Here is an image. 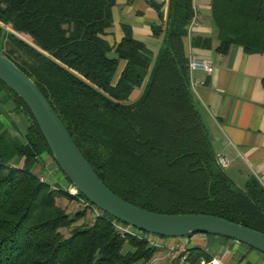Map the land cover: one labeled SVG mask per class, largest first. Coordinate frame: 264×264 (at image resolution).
Returning <instances> with one entry per match:
<instances>
[{
  "label": "trees",
  "instance_id": "1",
  "mask_svg": "<svg viewBox=\"0 0 264 264\" xmlns=\"http://www.w3.org/2000/svg\"><path fill=\"white\" fill-rule=\"evenodd\" d=\"M114 3L0 0V50L42 91L114 194L149 211L211 214L264 233V187L254 176L240 185L217 164L192 100L182 44L194 12L192 0H170L162 44L154 55L133 37L128 24H122L115 46L106 42ZM210 8L219 53L233 44L246 53H264V0H210ZM6 25L11 31L4 49ZM152 32L160 35L162 27L153 25ZM206 40L195 36L192 44L206 46ZM111 50L115 57L109 56ZM119 60L124 65L117 75ZM0 84L29 119L28 148L0 136V264L149 261L159 248L149 244L143 231L132 227L131 233L119 232L113 223L120 221L102 211L75 224L88 206L70 216L58 204L62 197L78 203L86 199L68 191L65 176L67 188L51 187L32 171L34 161L43 155L52 158L51 152L27 106ZM139 87V96L130 100ZM15 156L24 157L21 166L11 163ZM63 228L69 229L67 235ZM212 259L204 248L192 245L165 264Z\"/></svg>",
  "mask_w": 264,
  "mask_h": 264
},
{
  "label": "crops",
  "instance_id": "2",
  "mask_svg": "<svg viewBox=\"0 0 264 264\" xmlns=\"http://www.w3.org/2000/svg\"><path fill=\"white\" fill-rule=\"evenodd\" d=\"M192 6L198 21L193 26H186L182 36L184 55L186 58L195 55L212 65L209 73L192 72L191 78L199 80L194 83L189 78L193 103L214 154L226 160L222 167L226 173L240 185L254 176L264 187V53H246L236 44L226 53H219L210 0H192ZM169 13L170 0H115L111 8L112 24L103 38L110 46H115L123 35L122 24H128L133 37L142 41L154 55L162 44ZM153 25L162 27L160 35L153 34ZM195 36L207 38L202 42L207 45L194 46L192 39ZM108 54L116 56L113 50ZM123 65L124 61L119 60L117 75ZM141 90L142 87L135 88L129 99L137 98ZM28 126V117L0 84V136L8 143L28 148L25 138ZM42 160H37L31 167L37 175L57 168L53 160L46 164ZM23 161L24 157L11 159V163L18 166ZM159 242L182 247L200 246L222 264H264L263 253L252 254L255 249L218 235L195 233L190 237L159 239Z\"/></svg>",
  "mask_w": 264,
  "mask_h": 264
},
{
  "label": "water",
  "instance_id": "3",
  "mask_svg": "<svg viewBox=\"0 0 264 264\" xmlns=\"http://www.w3.org/2000/svg\"><path fill=\"white\" fill-rule=\"evenodd\" d=\"M0 81L27 106L54 162L71 186L100 211L149 234L167 238H179L192 233L218 235L264 254V233L256 229L211 214L153 212L117 196L90 166L42 91L2 50ZM216 162L219 165L217 159Z\"/></svg>",
  "mask_w": 264,
  "mask_h": 264
},
{
  "label": "built area",
  "instance_id": "4",
  "mask_svg": "<svg viewBox=\"0 0 264 264\" xmlns=\"http://www.w3.org/2000/svg\"><path fill=\"white\" fill-rule=\"evenodd\" d=\"M197 19H198L197 14L195 12H193L192 17L189 20L188 26L190 27V26L197 24V21H198ZM187 69H188V76H189L190 80H192L195 83V82H199V80L191 78L192 72L195 70H201V71L209 73L212 71V65L210 64V62H208L205 59L199 58L195 55H189L187 58ZM216 159H217V161L221 167H224L226 165V160L223 157L216 156ZM68 191L71 194H75L77 192L75 190V188L72 186H70V189H68ZM82 205L88 206L87 209L91 213L90 214L91 220H93L95 218V216L98 215V213H99L98 211H100L98 208H96L94 205H92L87 200L82 201ZM113 226L117 231L122 232V233L123 232L131 233V231H132V229H131L132 226H129V225L124 224L122 222H114ZM144 233H146V232H144ZM145 237L147 238L150 245L157 247L159 249H158L157 253L149 261H147L143 264H157V263H155V261H156L158 253L161 251L162 248L167 249V253H166L167 259L166 260H171L177 256L178 252L184 251V248L183 247L180 248V246H178L177 244H173V246H168L166 244L159 243L157 237L153 234L146 233ZM211 262H212V264H218L217 261H215V259H212ZM200 264H204V262L201 261Z\"/></svg>",
  "mask_w": 264,
  "mask_h": 264
},
{
  "label": "rangeland",
  "instance_id": "5",
  "mask_svg": "<svg viewBox=\"0 0 264 264\" xmlns=\"http://www.w3.org/2000/svg\"><path fill=\"white\" fill-rule=\"evenodd\" d=\"M11 30H10V27L9 26H4L3 27V35H2V37L3 38H1V44H3V48L4 49H7L8 48V45H6V44H8L7 43V41H6V34L8 33V32H10ZM17 35H19L21 38H23V39H25V40H27V41H29L28 39H27V37L26 36H24V35H22V34H17ZM109 56H111V55H109ZM112 56H114V54H112ZM40 159H43L42 160V162H43V164H46L45 162L47 161V162H52V158L49 156V155H43L42 157H38V159H36L35 161H34V163L37 161V160H40ZM33 163V164H34ZM32 164V165H33ZM40 177H41V179L42 180H45V181H47V182H49V184H50V186L51 187H53V186H56V187H60V188H67L68 186H67V183H66V181H65V179H64V175H63V173L61 172V170L60 169H58V168H55L53 171H50V172H43V174H40ZM68 189H70V186L68 187ZM81 203V202H80ZM80 203H78V202H76V201H70V200H68V199H66V198H60V199H58V204L59 205H61L63 208H65V210H66V212H68L69 214H70V216H72L73 215V213L78 209V208H81L82 207V203L80 204ZM91 213H90V211L89 210H87L86 211V214L84 215V216H82L81 218H79L78 220H77V222L75 223V224H81V223H83V222H88V221H90V219H91V215H90ZM60 231L64 234V235H67L68 234V231H69V229H66V228H63V229H60ZM157 236V235H156ZM157 239H158V237H157ZM158 242H159V239H158ZM160 243V242H159ZM163 244V243H162ZM173 244L174 243H169V244H167L168 246H173ZM182 246H180V248H181ZM184 248V247H183ZM252 254H256V252H258V251H255V250H252ZM166 253H167V249L166 248H162L161 249V251L158 253V255H157V258H156V261H155V263H157V264H165V262H166ZM253 258V257H252ZM214 259V258H213ZM215 261H217V263L218 264H222V262H219L218 260H216L215 259ZM251 261H254L253 259L251 260ZM204 264H212V262L210 261L209 263H207V262H205Z\"/></svg>",
  "mask_w": 264,
  "mask_h": 264
}]
</instances>
